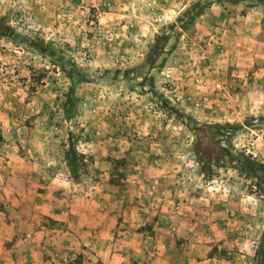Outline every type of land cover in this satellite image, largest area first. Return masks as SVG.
I'll return each mask as SVG.
<instances>
[{"label": "rangeland", "instance_id": "obj_1", "mask_svg": "<svg viewBox=\"0 0 264 264\" xmlns=\"http://www.w3.org/2000/svg\"><path fill=\"white\" fill-rule=\"evenodd\" d=\"M193 1L0 0L11 32L0 35V180L8 160L14 175L34 172L21 157L42 159L38 146L60 162L70 146L77 155L76 171L61 175L72 185L59 174L46 184L59 198L70 186L61 201L70 210L13 215L37 229H16L13 241L29 250L0 264H149L151 252L157 264L258 263L264 193L228 166L205 179L192 129L235 124L221 143L264 163V17H255L264 2L212 1L147 65L154 33Z\"/></svg>", "mask_w": 264, "mask_h": 264}, {"label": "crops", "instance_id": "obj_2", "mask_svg": "<svg viewBox=\"0 0 264 264\" xmlns=\"http://www.w3.org/2000/svg\"><path fill=\"white\" fill-rule=\"evenodd\" d=\"M258 9H264V5H262ZM263 15L255 16V17L256 19H258L259 17H260L259 19H262L264 17ZM262 26H264V22ZM35 152L39 153L42 159L35 157L31 159L29 156L21 157V162L26 161L27 163H29L28 165L35 164L34 172H31V170L30 171L27 170L26 172V169H22L21 173L18 174V172H16V175H14L13 170L10 168L11 162L10 160H8L4 166L5 168L4 173H1V176H4L5 178H2L0 182L2 183L3 181H5L4 187L6 189H4L2 192L3 197L0 194V232L2 233L3 229L6 231V235L4 239L8 240L9 242H6V240L4 239L2 240L4 242L0 241V259H6L8 253L11 254L12 251H14L15 249L19 250V248L24 249V247H26V249L29 250V247L31 245L30 243L29 244L22 243L19 246V244L17 243L18 241L16 242V239L15 241H13L15 238L13 236V233L16 229L21 228L27 231H33L34 229H37V227L34 226L31 220L26 219L21 222L20 221L18 222L15 219H13V215L21 214L25 216L28 215L39 216L44 214L51 216L54 214L65 217L66 213L70 210L68 207H66V205H63V203H61L62 200L66 202L68 198L72 199V192L69 188L70 186H68L66 190L63 191L58 190L59 194L60 193L64 194L63 196L60 195V198L56 195L55 192L56 190L54 188L53 189L55 191L48 190L46 187V184L48 182L47 179H50L52 175L55 176V178L53 179L57 181L56 177L58 176V174L61 176L63 174V171L67 172L68 167L66 165V162L64 161L63 158H62V162H60L59 158H57L54 155L58 151L57 150L54 151V149L52 148H46V146L45 147L38 146L36 151H34L33 153ZM57 164L60 166L59 168ZM49 167H51L52 170L51 175H47L45 173L46 171L47 172L50 171ZM61 177L63 178V176ZM58 180L60 181V178ZM61 181L63 183L68 182L72 185V180H70L69 177L67 176H64V178ZM15 183L18 184L14 186ZM33 185H36L41 189L43 186H45L46 189L45 190L43 189L42 192H38L36 191L37 188H33ZM57 198H59V201L56 202ZM52 199L54 200L52 201ZM11 213L12 215H10ZM10 216H12V218ZM164 216H165L164 213L156 214V221L152 225V228L155 229V231L162 229V227L159 228V226L161 225L160 219ZM74 219L77 220V217L75 216ZM2 225L3 227L1 228ZM16 225H18L19 227H17ZM76 225L78 224L76 223ZM118 225L119 227L121 226L123 227V225L125 226V223L120 222ZM155 225L157 226L155 227ZM124 229L125 228H123V230ZM88 235H89V230L87 236ZM89 236L86 239V244L90 245L93 244V242L91 239H89ZM151 242H152L151 240L148 242L147 239H145L143 240V242L140 241V245L149 247ZM23 252H25V250H23ZM117 254L121 255L120 253H116L115 255ZM147 258H149L148 260L149 264H157L158 263L157 261L159 260L158 259L159 256L154 255L153 252H151L147 256ZM169 259L172 260L171 262L177 261L176 262L177 264H184L182 260L183 257L172 259L171 256V258L169 257ZM193 260L195 259H192L189 262V264H197V263H193L192 262ZM169 261L165 260V264H173V263H168ZM180 261H182L183 263H181Z\"/></svg>", "mask_w": 264, "mask_h": 264}, {"label": "trees", "instance_id": "obj_3", "mask_svg": "<svg viewBox=\"0 0 264 264\" xmlns=\"http://www.w3.org/2000/svg\"><path fill=\"white\" fill-rule=\"evenodd\" d=\"M212 1L214 0H195L182 10L174 21L161 25L154 33L144 55L147 65L150 66L162 53L168 51L169 49L164 50L168 39L178 34L177 29H186ZM253 2L263 3L264 0H253ZM0 35L10 37V28L0 25ZM29 43L41 51H48L49 53L51 51L47 44L41 40H34ZM61 67L64 68L63 65ZM235 127V124L228 122L195 124L192 129L194 135L192 151L198 165V172L205 179H209L215 167H232L246 178L256 179V186L264 193V163L256 160L249 153L233 151L226 144L221 143L226 140ZM64 158L68 169L74 173L77 169V155L71 146L64 153ZM72 176L76 177L75 175ZM256 257L257 264H264V245L258 247Z\"/></svg>", "mask_w": 264, "mask_h": 264}]
</instances>
